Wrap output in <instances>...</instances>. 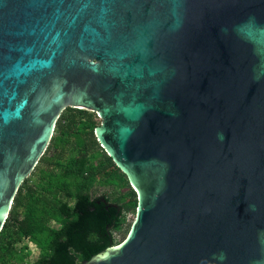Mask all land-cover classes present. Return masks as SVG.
<instances>
[{"label": "water", "instance_id": "95a60500", "mask_svg": "<svg viewBox=\"0 0 264 264\" xmlns=\"http://www.w3.org/2000/svg\"><path fill=\"white\" fill-rule=\"evenodd\" d=\"M68 107L137 197L79 264H264V0H0V231Z\"/></svg>", "mask_w": 264, "mask_h": 264}, {"label": "trees", "instance_id": "16d2710c", "mask_svg": "<svg viewBox=\"0 0 264 264\" xmlns=\"http://www.w3.org/2000/svg\"><path fill=\"white\" fill-rule=\"evenodd\" d=\"M95 112L66 108L0 231V264H79L128 233L137 197L100 146ZM97 186H109L101 196ZM130 228V227H129ZM126 233V235H127ZM31 242L39 254L28 262Z\"/></svg>", "mask_w": 264, "mask_h": 264}, {"label": "rangeland", "instance_id": "374dc122", "mask_svg": "<svg viewBox=\"0 0 264 264\" xmlns=\"http://www.w3.org/2000/svg\"><path fill=\"white\" fill-rule=\"evenodd\" d=\"M96 117H97L98 122H99V117L97 116V114H96ZM108 188H109V186H101V187L100 186H97L96 189H95V194L97 196H101L103 192L109 191ZM134 214H135V212L130 213L128 215L129 216L130 223L133 220ZM129 227H130V225L128 226V229H129ZM126 233L127 232H125V234L123 235V237H121V235H119V238L120 239L124 238L126 236ZM22 245H27L28 246V249H29V252L30 253H29V256H28V259L27 260H28L29 263H33L37 259V257H38L39 250L31 242H29L27 239H24L23 242H21V245L20 246H22Z\"/></svg>", "mask_w": 264, "mask_h": 264}]
</instances>
